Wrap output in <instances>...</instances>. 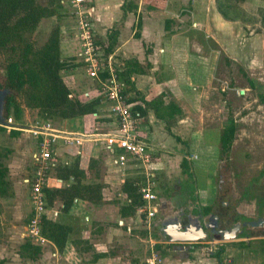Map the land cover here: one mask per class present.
Here are the masks:
<instances>
[{
    "label": "crops",
    "instance_id": "obj_1",
    "mask_svg": "<svg viewBox=\"0 0 264 264\" xmlns=\"http://www.w3.org/2000/svg\"><path fill=\"white\" fill-rule=\"evenodd\" d=\"M129 1L131 0H95L96 31L101 40L106 42L112 40L110 35H115L112 51L116 52L117 61L123 69L129 60L137 63L138 70L132 72L131 83L128 85L124 82L130 88L128 90L131 97L136 92L140 94L139 98H144L147 102L146 141L157 158L154 163L155 192L162 197L169 194L168 188L174 184V179L164 183V193L160 179L166 169L178 168V174H187L185 177H188L191 184L187 189L189 193L195 191L197 198L201 199L205 190L203 184L210 186L211 175L208 172L215 165L218 155L230 154L222 151L221 138L225 126H220L222 118L216 109L217 106H222L219 100L222 101L231 92H221H226V87L221 83L218 69L233 65L231 59L235 56L236 43L249 51V45L244 46V42H264V30L262 33L248 32L252 26H264L263 22H252V9L261 13L264 0H142L138 5L130 4L128 9L126 6ZM253 3L260 4L259 8H252ZM75 32V26L74 30L69 27L62 32L63 41L77 42L75 51L63 56L64 58L75 57L79 49ZM77 76L76 73L75 80L79 82ZM91 84L94 81L87 83L88 86ZM246 87L249 91L250 87ZM108 108L107 103L101 102L97 115L84 114L61 119L58 125L55 124L62 133L82 138L80 143L58 139L57 163L50 172L49 187L59 189L76 183L78 180L74 175L67 179L59 175L62 167L75 162L78 163L77 170L81 174L78 178L83 184H99L101 187L97 195L94 194L93 200L87 195L91 192H84L85 196L76 197L69 210L64 209V200L58 197L47 214L50 218L73 227L65 251L61 252L56 246L62 254L63 262L147 264L149 245H145L144 260L140 263L143 251L139 257L138 248L123 241L127 239V233H136L140 239H143L141 235L147 236L146 242L149 239L148 226L137 209L134 214L125 212V205L131 202L125 188L127 179H142L143 182L145 174L136 161L131 160L125 168L113 163L103 137L98 134L116 127V123L107 115ZM25 123L28 126L33 124L28 119ZM200 123L211 125L193 131L194 124ZM6 135L12 140L14 148V152L10 154L12 160L6 162V165L15 184V196L13 195L12 200L16 226L9 231L13 241L0 245V259L4 261L2 264H50L52 251L55 249L52 241L53 244L41 245L40 254L34 258L20 253L27 239L23 233L27 230L23 221L25 216L32 214L30 185L26 180L34 174L33 153L41 136L37 138L28 131L15 128H8ZM169 135L175 137L171 145L174 155L171 154ZM186 136H191L193 142L189 140L186 143ZM181 144L187 146L186 154H183L182 150L186 148ZM185 160L193 175L185 171ZM219 161L220 158L217 165ZM196 170L202 172L201 181L196 178ZM180 178L182 177L179 175L177 179ZM25 186L28 193L24 190ZM27 209L30 211L29 215H26ZM54 211H58L57 216ZM156 217L157 215L153 228L158 223ZM151 238L156 240V247L164 256V264H264V246H260L258 255L251 249L254 242L252 240H256L258 244L264 241V235L260 234L236 235L235 238L214 242L200 240L188 248L171 245L173 242L154 236L153 230ZM223 242L230 245L218 246ZM198 243H205L208 247L196 245ZM123 244L127 251L125 258L119 252L121 248L122 252L125 250ZM5 254L14 261L7 259ZM88 255L92 257L90 262L87 261L90 258Z\"/></svg>",
    "mask_w": 264,
    "mask_h": 264
},
{
    "label": "trees",
    "instance_id": "obj_2",
    "mask_svg": "<svg viewBox=\"0 0 264 264\" xmlns=\"http://www.w3.org/2000/svg\"><path fill=\"white\" fill-rule=\"evenodd\" d=\"M131 1L126 8H130ZM136 7V5H135ZM63 8L61 0H47L44 4L41 0H0V50H5L12 54L5 71V85L3 89L4 114L0 122L7 121L9 116L15 118L18 125L27 127L23 121L24 105L26 107L38 108L42 117L48 121L73 118L76 116L97 112L100 105V99L91 101H82L71 97L70 89L63 79L62 71L68 66L76 65L73 58H64L62 54L61 43L63 39L62 27L55 25L45 43L36 48L31 41L32 34L38 28L42 19L52 17ZM132 8V6H131ZM264 24V15L262 16ZM115 36V35H114ZM110 35L107 48L113 50L115 37ZM21 51H20V50ZM136 61L126 62V68L120 73V77L126 83H131L132 72L136 69ZM252 86H256L255 81H251ZM130 90V88H128ZM23 94V104L19 97ZM135 92L129 101L135 102L136 108H139L144 115H147V102L144 98H139ZM264 98V95L261 96ZM5 128V127H1ZM237 125L232 121L226 126L222 133L221 144L222 151L229 153L233 147L236 137ZM10 154L0 151V198L11 197L14 195L12 183L9 178V168L3 158ZM78 163L62 167L59 175L67 179L74 175L78 181L68 187L53 189L46 187L45 192L48 201V207L53 206L54 201L60 197L64 200V209L69 210L76 197L85 196L93 200L94 194L100 189L99 184H83L78 178ZM185 171L193 175L188 168V161H184ZM142 179H132L126 181L125 188L131 198V202L125 205V212L134 214L139 205L144 203L139 193ZM32 215V214H31ZM42 233L49 240L54 242L61 252H64L73 232V227L61 220H55L46 213L42 221ZM154 236L160 237L158 231L153 228ZM41 252V245L34 242L32 238H27L23 243L20 253L23 256L36 257Z\"/></svg>",
    "mask_w": 264,
    "mask_h": 264
},
{
    "label": "built area",
    "instance_id": "obj_3",
    "mask_svg": "<svg viewBox=\"0 0 264 264\" xmlns=\"http://www.w3.org/2000/svg\"><path fill=\"white\" fill-rule=\"evenodd\" d=\"M62 1H67L68 9H71L72 17L74 16L75 23L71 28L75 26V35L79 42V49L74 60L76 65L68 66L62 71L63 79L71 91V97L85 102L100 99V104L104 102L109 105L107 115L113 119L116 127L113 130L98 134L103 137L116 166L125 168L132 160L138 162L143 168L145 178L140 186L139 193L144 203L137 207V212L144 218L148 229L152 232L160 201L159 195L154 189L156 166L153 165L157 158L146 141V132L148 131L146 115L139 108H136L135 102L129 101L131 95L126 83L120 77V73L124 69L117 61L116 52L108 51L109 42L101 40L96 31L94 25L95 0ZM66 28L65 26L62 27V32ZM81 72L94 81V84L89 85L88 89L82 91L80 88L81 83L75 80V74ZM247 91L246 88L238 89V93L243 96L246 95ZM90 114L97 115V112ZM0 125L28 131L37 138L41 136L33 153L34 174L32 178L26 180L30 185L32 204V215L26 229L28 236L34 242L40 245L53 244L42 233L41 224L49 209L45 188L49 187L50 172L57 163L58 139L63 138L69 143H80L82 137L66 132L62 133V130L57 129L51 121L23 127L16 124L12 115L8 117L7 121L0 122ZM54 215L57 216L58 211H54ZM156 244V240L151 238L150 253L146 259L147 264H164L165 262L164 256L156 247ZM53 245L55 249L52 251L50 264H71L68 261H62L61 253L56 245Z\"/></svg>",
    "mask_w": 264,
    "mask_h": 264
},
{
    "label": "rangeland",
    "instance_id": "obj_4",
    "mask_svg": "<svg viewBox=\"0 0 264 264\" xmlns=\"http://www.w3.org/2000/svg\"><path fill=\"white\" fill-rule=\"evenodd\" d=\"M44 4L47 2V0H41ZM147 0H144V2ZM62 4L65 5L63 8H58V12L55 16L52 17H46L42 19L40 22L38 28L31 36V41L34 43L36 48L41 47L45 41L48 38V35L51 31V29L57 25L60 24L61 27H71L75 23L74 16L72 17L71 9H68V6L66 3L67 1H62ZM139 2H143L142 0H131V3L137 4ZM263 4V3H262ZM260 4L253 3L252 8H259ZM261 13L258 14V10L252 9V22H260L259 24H262V16L264 15V8H261ZM74 27H72L73 29ZM264 30V26H252L248 32H260ZM63 35V34H62ZM102 39V38H101ZM63 41V39H62ZM72 41V40H71ZM77 42L73 40L70 42L69 40H64L61 43L62 48V54L63 56H66L70 52L75 51ZM244 46L249 45L248 49L249 51H246V48L243 49V47L236 43L235 46V56L231 59V62L233 61V65L229 66L228 68H222L218 69V76L222 78V85L224 84L226 87V92L221 91L222 93L231 92L228 97L224 96L222 98L221 102L222 106H217L216 109L218 113L220 114V117L222 118L219 122L220 126H228L232 121L237 125V131H236V137L233 143V147L230 151V158L231 163L234 165L236 172H237V178H238V185L239 188L245 187L246 185H251L255 189L257 193L260 194L261 197L264 198V98L261 96L264 95V42L262 40L260 42H253L252 40L249 42H244ZM20 50V49H19ZM21 51V50H20ZM13 53L6 52L5 50H0V84L5 85V71L6 66L11 59ZM224 66V65H223ZM77 78L80 80L79 83H81V91L84 89H88L89 86L87 83H93V80L91 78H87L85 73H77ZM251 81L256 82V86L253 87ZM246 86H249L250 89L247 91L246 96H240L238 94V90L240 88H247ZM237 88V89H236ZM19 100L25 104L23 94L20 95ZM226 100V101H224ZM215 108V106H214ZM209 110V106H208ZM220 110H222L220 112ZM14 116V115H13ZM15 117V116H14ZM15 119V118H14ZM23 121L26 122L27 119L29 120V123L33 124H42L46 123L48 120L44 119L39 111L38 108L33 107H26L24 105V117ZM52 124L55 126L58 125V119L50 120ZM210 122V120H208ZM199 123V122H198ZM190 124V123H189ZM193 126V124H190ZM207 123H200V124H194L193 131L199 130L200 128L207 127ZM3 126H0V151L1 152H8L10 150V154L14 152V148L12 146V140L8 139V136L6 135L8 128H1ZM167 129V128H166ZM170 140V149L171 145L174 143L175 137L172 135H169ZM186 143L190 140L193 142L191 136H186L185 138ZM192 144V143H191ZM182 145V144H181ZM182 147L186 148V150H182L186 154L187 146L182 145ZM171 154L174 153V150H171ZM178 151V149H177ZM179 152V151H178ZM10 154L3 158V161L10 162L12 160ZM176 154V153H175ZM174 155V154H173ZM190 157V156H189ZM221 159V154L218 155V158L216 160L215 165L213 166L212 170L208 172L210 174V186L206 187L203 184V193L201 194V200L204 204H207L209 200L212 197L213 191L216 188V180H217V168H218V159ZM170 165V164H169ZM154 166V165H153ZM159 168V167H157ZM196 178L201 181L202 172H199L196 170ZM180 173L178 168H169L163 173L160 181H161V188L162 192L164 193V183L167 181L175 180L177 177L186 178V173ZM195 175V174H194ZM9 178L12 183V187L15 193V184H14V178L13 175L9 173ZM13 178V179H12ZM189 180V179H188ZM207 180V179H206ZM204 181V179H203ZM201 183V182H200ZM187 185L191 184L187 182ZM200 185V184H199ZM26 193H28L27 186H25ZM15 196V194H14ZM14 196H11V198L5 197L0 198V245L7 243L8 241H13L10 239L11 234L9 231H11L12 227L16 226V221L14 219V205L13 200ZM217 212L223 213L226 215L229 213V208L222 205V203H219ZM30 211L27 214L29 215ZM31 216V213L29 216H25L23 222L25 227H27V223L29 221V218ZM25 237H28L27 230L24 232ZM263 233V234H262ZM264 235L263 231H256L255 235ZM127 239L123 240L127 245L133 244L138 248V256L140 257L141 252L142 257L140 258V263L144 260V253L146 246L149 245V239L150 236H152L151 230L148 229V237L146 242L147 236L141 235L140 239L136 233L134 235H131L129 233L126 234ZM161 239H164L161 237ZM219 240V238L213 237L208 240ZM94 242H96V239H93ZM166 240V239H165ZM207 240V241H208ZM214 240V241H215ZM168 241V240H167ZM220 241V240H219ZM252 251L255 250V253L258 255V251L261 250L260 246H264V241H261V244H258L256 240H252ZM124 243V244H125ZM123 244V245H124ZM193 243H176L173 242L171 245H180L181 247L185 246L188 248V246L192 245ZM196 245H200L203 247H208L205 243H198ZM222 245H230V243H220L218 246ZM124 251L122 252V249L119 251L122 257H127L126 255V248L125 245ZM175 248V247H174ZM185 248V250H186ZM263 250V248H262ZM61 253V252H60ZM208 253V252H207ZM2 255V254H1ZM4 255V254H3ZM6 255V254H5ZM89 256V255H88ZM87 256V257H88ZM7 259H10L12 262L14 259L9 258V255L7 254L5 256ZM87 261H92V257L89 256ZM62 259V254H61ZM0 264H2L4 261H2V258L0 259ZM256 261H258V257L256 258ZM88 262V263H89ZM258 264V263H257Z\"/></svg>",
    "mask_w": 264,
    "mask_h": 264
},
{
    "label": "flooded vegetation",
    "instance_id": "obj_5",
    "mask_svg": "<svg viewBox=\"0 0 264 264\" xmlns=\"http://www.w3.org/2000/svg\"><path fill=\"white\" fill-rule=\"evenodd\" d=\"M2 92L3 89L0 84V97L3 102ZM3 114L4 105L2 103ZM230 160L231 158L227 154L222 155L217 169L216 188L207 204L197 198L195 191L189 193L187 190L189 189L188 177L175 179L174 184L168 188L169 194L165 196L168 197L170 209L166 208L165 203H163L159 208L156 220L160 222L165 214L174 216L176 220L177 215L182 213L201 214L202 219L210 214H217V230L214 233H209L210 236L215 235L216 238H219V231L221 230L226 231L224 232L225 236L234 234L248 236L256 233V231L264 232V198L251 185L239 188L238 175ZM161 197L162 195L159 196V201H161ZM219 203L229 208V213L226 212L227 214L224 215L217 212ZM208 220L213 221L211 217H208ZM206 228L204 225L205 230ZM210 231L212 230L210 229Z\"/></svg>",
    "mask_w": 264,
    "mask_h": 264
},
{
    "label": "water",
    "instance_id": "obj_6",
    "mask_svg": "<svg viewBox=\"0 0 264 264\" xmlns=\"http://www.w3.org/2000/svg\"><path fill=\"white\" fill-rule=\"evenodd\" d=\"M2 120V101L0 97V121ZM165 203V207L170 209L168 198L161 197V205ZM160 205V206H161ZM159 212V210H158ZM177 213V211H175ZM177 220L172 215H164L160 222L156 223L155 229L158 231L161 237L170 241L178 243H194L200 240H208L215 237L210 236L209 233H214L217 230L218 215L210 214L202 219L201 214H195L190 212L189 214L182 213L177 215ZM208 217L214 221L210 222ZM204 225L207 227L204 229ZM210 229L212 231H210ZM225 230L219 231V240L227 238H235L236 234L232 236H225ZM215 240V239H214ZM213 240V241H214ZM211 241L212 240H208ZM217 241V240H215Z\"/></svg>",
    "mask_w": 264,
    "mask_h": 264
}]
</instances>
